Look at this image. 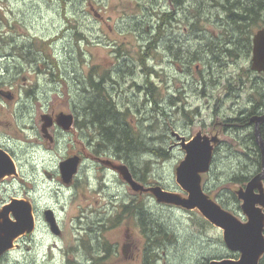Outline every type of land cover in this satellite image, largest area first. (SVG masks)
Here are the masks:
<instances>
[{
    "label": "rangeland",
    "instance_id": "obj_1",
    "mask_svg": "<svg viewBox=\"0 0 264 264\" xmlns=\"http://www.w3.org/2000/svg\"><path fill=\"white\" fill-rule=\"evenodd\" d=\"M140 4L146 7L144 12H140ZM149 4L151 0H0V91H11L17 96L11 104H3L0 99V144L14 151L17 166V174L0 180V212L14 199L26 200L33 206L37 220L35 231L19 236L0 264H146L144 256H150L147 264H206L215 259L240 258L239 253L227 248L223 230L204 219L197 209L160 202L152 189L159 186L183 198L188 195L176 178L186 153L174 133L188 140L197 134L216 138L211 171L201 176L202 189L212 201L246 223L248 218L237 194L248 182L237 184L233 177L242 172L252 178L259 172L255 173L252 165L256 153L248 134L253 129L233 130L232 133L239 131L240 137L237 133L231 136L225 134L223 122L238 118L240 112L247 110L248 98L259 100L255 95L257 85L256 90L246 89L241 94L240 104L227 102L219 113L212 108L223 98V86L214 97H206L200 85L192 88L189 101L185 95L176 94L175 87L183 90L186 81L180 75L182 69L164 64L160 52L157 70L153 72L156 75H152L148 70L152 72L155 61L149 57L147 66L148 59L143 56L147 50L141 42L152 40L148 27H152V19L156 24ZM205 5L202 13L212 12L209 0ZM137 27L144 30L143 38L134 29ZM41 36L45 44L36 41ZM50 40L54 43L52 49ZM16 44L41 47L43 54H53L59 64L55 66L46 58H41L39 64L29 62L16 53L21 51ZM119 50L135 55L137 62L128 58L123 66L125 60L118 59ZM224 55L222 52L220 61ZM243 65L247 67L246 63H239V67ZM230 66L225 69L227 74L233 73V61ZM114 69V77L120 82L116 87L122 89L116 96L124 112L121 120L134 129L133 135L139 136L148 148L165 149L168 157L139 148L129 162L123 153L117 156L114 148L100 142L96 127H80L76 122L70 131L57 133L59 143L50 144L44 138L41 116L46 111L53 117L78 113L76 120L85 122L84 108L100 96L90 82L91 75H95V80L105 79ZM134 79L141 86L139 89ZM148 83L158 88L153 96L145 91ZM262 89L263 85L259 87ZM34 93L23 109L26 94ZM108 93L114 94L113 88L101 94L107 102ZM154 98L157 106L152 103ZM92 146L95 152L97 148L100 151L91 152ZM77 151L86 157L73 183L65 185L60 163L70 152ZM144 173L146 182L139 180ZM128 176L144 189L134 190ZM133 201L144 205L146 217L118 211L120 205ZM47 209L55 213L62 230L60 236L50 231L44 219ZM154 221L164 225L174 239L164 241ZM148 236L153 237L150 245ZM124 245H128L126 250ZM101 252L108 258L97 262L95 259L104 257Z\"/></svg>",
    "mask_w": 264,
    "mask_h": 264
},
{
    "label": "flooded vegetation",
    "instance_id": "obj_2",
    "mask_svg": "<svg viewBox=\"0 0 264 264\" xmlns=\"http://www.w3.org/2000/svg\"><path fill=\"white\" fill-rule=\"evenodd\" d=\"M228 1L231 2L233 5L232 13L223 11L222 9L223 0H211V1L209 0L210 2L209 7L212 9L211 10L212 12L203 14L201 11L207 8L205 5L206 0H197V1L151 0V4L149 5H151L152 17H155L154 19H156L155 20L156 24L155 25L153 24V19H152V27H148V29L149 28L151 29L150 33L153 34L152 40L148 39L147 43L145 40L141 42L142 47L146 45L147 51L143 56H146V59H148V61H146L147 66L149 62V57H151L155 61V65L151 66L152 72L148 70L150 73H152V75H156L153 72L157 70L159 63L158 62L159 58H157V56H159L158 54L160 52H162L163 54V61H166L164 64L177 66L182 69L180 75L184 79H186V81L184 80L183 82V90H181L180 87L177 88L175 87L174 91H176V94L185 95L187 99L186 101H189V99L191 98L192 88L193 87L196 88L198 85H200V88L204 90V94L207 95L206 97L208 96L214 97V94L217 93V90L220 89L221 86L225 87L224 90L225 92H223L224 93L223 98H221L220 100L218 99L220 103L218 104V101L217 103L213 102L214 104L212 109L214 110L215 113L217 110L218 113L221 112L222 107L225 106L227 102H229L231 105L236 103L240 104L239 99L241 98V94H243L246 91V89L248 91L250 89L256 90L255 85H257V91L260 94L262 92L264 94V74L256 72L252 69V58H253V51L255 46L254 43L255 36L258 34L259 31L264 30V11L261 12V10H264V2L263 0H228ZM255 2L259 3V7H257L256 9H254ZM62 3H64V1ZM140 5L143 6L140 12H144L146 7H144L143 4ZM193 6H194L193 10H199V11L198 12L193 11L192 10ZM243 7H247V8L249 7L250 9L253 10H251L250 12H245ZM62 9H64L63 6ZM101 18L102 17L100 16L98 17V19L100 20ZM196 19H200L198 23L195 22ZM134 29H136L138 33L142 34V38H143L145 34L144 30L138 27ZM63 36L64 35L62 34V36H59V38H62ZM36 41L39 44L46 43V41H44L42 36L36 39ZM16 45L19 46L18 44ZM53 45H54L53 41L50 40L49 47L51 49ZM18 48L21 51L17 50L16 53L20 55L21 58L23 59L27 57L26 59L29 62L33 61L39 64L41 58L42 59L46 58L47 61H50L51 63L55 64V66L59 64L57 62V59L56 60L53 59L54 58L53 54L51 55L43 54L41 47L37 48L35 45L26 46V44H24L22 46H19ZM231 51L237 53L236 57L230 59L229 57H226L224 55L225 58L222 61H220V55L222 52H224V54H227L228 52ZM124 54H126V52L119 50L118 56L120 58L118 59L119 60L124 59L126 61L129 58L131 62L134 63L137 62V60H134L136 59L135 55L130 56V54L128 53L126 55ZM125 61L123 62V66L128 63V61L126 62ZM231 61H233L235 67L232 71L233 72L232 74H227L225 72V69L231 67L230 66ZM240 62L244 64L246 63L247 67L245 68V66L243 65L240 66L241 67L240 68L239 67ZM201 66H203L202 70L200 69ZM136 67L137 66L135 64V68ZM128 68H130V66ZM120 69L122 70L123 68L120 67ZM115 70L116 69L110 71L108 76L103 80V83H101V87H103L104 91L107 92H109V87L113 88L114 94L108 93L110 97L107 98V100L109 106L110 107L113 106L114 109H116L115 112H117L121 118L123 117L124 112L121 111V109L119 108L116 101V96L119 94V92L122 89L119 90L118 87H116L120 85V82L114 77ZM134 75H135L134 78H136L137 75L136 74ZM134 83L136 84L135 86L138 89L141 87L140 85L137 84L138 81L135 80ZM261 85H263V89L260 91L259 87ZM157 89L158 88H155L153 83L152 84L148 83V87L145 89V91L147 92V95L152 94L153 96L157 91ZM2 91L6 94L3 95ZM0 94L2 95V97L0 96V99H2L3 104L5 103V101L11 104L12 102L11 100L17 99V96H15L11 91L5 92L4 90H1ZM7 96H9L10 98H8ZM34 97H35V93L32 95L26 94V98L23 100V104L25 105L23 109L27 108L28 105L27 102L29 100H32ZM254 101L255 98H248L247 103H250V107L247 108V110H244V112H240L238 114V118L240 116H242L243 118H246L248 116L250 117L248 121V125L253 129V131L255 128V124L251 121V118L254 117L255 115L261 116L264 114V100H262L263 104L261 103L262 101L259 102L255 101L256 103H259V108L256 114L253 115L250 114L251 112L250 108L254 104ZM152 103H154V105L157 106V100H155V98L153 99ZM207 103H208L207 104L208 107L211 103V100L207 101ZM260 103L262 105H260ZM3 104L0 102L1 106ZM3 107H5V105ZM230 109H233V107ZM85 110L86 108H84V114H85ZM77 114L76 113L75 115L72 114L74 117V125L76 122V125L80 126L79 120H76V118H78ZM45 115H49L51 118H53L54 124L48 129L46 134L43 133V125H42L43 136L44 138L47 139V141L50 144L59 143L58 135L60 133H63L64 130L56 124L58 116L57 117L51 116L48 110L41 116L42 120H43V116ZM234 119L236 118H231L223 122L225 126L224 128L225 134L226 133L231 134L233 130L241 129V126L237 124V121L236 122L231 121ZM90 122L91 120L87 118L88 127L92 126L90 125ZM10 127H11V123H10ZM19 129L23 131V129L21 128ZM20 130H14V131L19 133ZM49 130H52V132H50ZM58 132L59 134H57ZM8 135L11 136V132ZM89 144L92 145L91 142H89ZM7 147L8 146L0 144V149L7 152L10 155L11 159L16 164L15 161L16 154L11 148H7ZM88 149H90V147ZM94 150L95 149L92 146L91 152L93 151L94 153H96ZM71 152L69 155L80 157L81 162H83V160L85 159L84 157H86L85 153L83 154L84 157L82 158V156L78 154L79 153L78 151L73 153ZM69 155L68 158L71 157ZM260 164L261 167L259 172L262 169L261 159H260ZM258 173H256V175ZM252 178L250 176L249 181ZM125 205H128V203L120 205L119 209L121 210L118 209V211H123L122 207ZM47 210L44 211L43 215L51 231L50 224L47 222L45 215V212ZM61 233L62 230L60 227V233L56 236H60ZM127 247L128 245H124V250H126ZM101 253L104 254L102 256H108V254H105L104 252ZM4 255L0 257V262L4 260V258L6 257ZM262 260H264V255L261 257L259 264L262 262Z\"/></svg>",
    "mask_w": 264,
    "mask_h": 264
},
{
    "label": "water",
    "instance_id": "obj_3",
    "mask_svg": "<svg viewBox=\"0 0 264 264\" xmlns=\"http://www.w3.org/2000/svg\"><path fill=\"white\" fill-rule=\"evenodd\" d=\"M255 46L252 58V69L264 74V30L258 32L254 40ZM2 94L5 95L2 91ZM10 98L9 96H7ZM255 124L254 136L260 149L262 169L253 176L246 187L239 191L238 198L242 200L241 209L247 216L246 223L241 222L232 213L212 201L201 186L202 175L211 171L214 158V142L202 134H197L190 140L180 134L173 135L179 141L178 145L185 151L186 157L177 168V182L188 194L186 198L165 191L161 187L152 189L160 202L182 207L186 210L197 209L212 225L222 229L224 242L227 248L240 254L239 260L221 259L211 260L209 264H259L264 255V140L261 135V124L264 123V114L251 118ZM43 133L53 126L54 121L49 115L43 116ZM56 123L64 131H69L74 124L71 114H60ZM81 158L73 156L60 164L62 182L70 185L77 175ZM17 174V167L10 155L0 149V180ZM127 180L134 190H143L144 187L128 176ZM258 191V192H257ZM13 216V219L10 218ZM46 220L51 231L58 235L60 227L53 210L45 212ZM36 227V218L33 206L26 200L14 199L5 205L0 212V257L14 247V239L31 233Z\"/></svg>",
    "mask_w": 264,
    "mask_h": 264
},
{
    "label": "trees",
    "instance_id": "obj_4",
    "mask_svg": "<svg viewBox=\"0 0 264 264\" xmlns=\"http://www.w3.org/2000/svg\"><path fill=\"white\" fill-rule=\"evenodd\" d=\"M194 1H197V0H194ZM263 2H264V0H263ZM254 6H255L254 9H256L257 7H259V3L255 2ZM243 8H244L245 12H250L251 10H253V9H250L249 7L248 8L243 7ZM222 9H223V11H226L228 13H232L233 12V5L228 0H223ZM193 11L198 12L199 10H193ZM203 11L204 10H202L201 12H203ZM254 11H256V10H254ZM263 11L264 10H261V12H263ZM196 20H197L196 23H198L199 22L198 19H196ZM82 37H83L82 35H79V38H82ZM236 55H237V53L234 51H231V52H228L227 54H225V56L229 57L230 59L236 57ZM134 60H136V59H134ZM141 60H142V62H145V58L143 56H142ZM91 79H90V82L93 84L95 89L98 90V92L100 93L99 94L100 96H97L93 100V102H90L88 104V106L85 110V114H86V117H88L91 120L90 125L96 127L97 131L100 133V142L102 144L104 143V144L110 145L112 148H114L117 156H120L121 153H123L129 162H130V159L132 158V156L137 155L136 151H138L139 148H144L143 150L145 152L152 151V152L156 153L157 155L163 156L164 158L168 157V154H167L168 152L165 149L159 150V149H152L150 147L148 148L147 144L139 136L138 137L134 136L133 135L134 129L131 128V126L127 122H123L121 120L119 114L117 112H115L116 109H114L113 106L112 107L109 106L108 102L101 95L102 92H104L103 87H101V83L103 82L104 78H102L101 80H97V79L95 80V75L94 76L91 75ZM255 95L259 96V100H257L258 98L255 99L256 102L264 100L263 92L260 94L256 90ZM255 101H254V104L252 105V107L250 108V111H251L250 114L251 115L256 114V112L259 108V103H256ZM261 103L263 104V101ZM261 103H260V105H262ZM249 118H250L249 116L246 118H243L242 116H240L239 118H236V119L231 120V121H235V122L237 121V124L239 126H241V129H238L239 131L240 130H248L249 128H251L248 125ZM87 125H88L87 124V118H86L85 122L80 123V126H82V127H85ZM239 131H237V132H239ZM237 132H234V133H237ZM237 135H238V133H237ZM261 135H262V138L264 140V123L261 125ZM248 136L250 138L249 140L252 141V144H253L252 146H254V148H255L254 151L256 153V157H255V162L252 165L255 168V172H256V171H259L260 167H261L260 149L256 143L253 130H251V132L248 134ZM241 141H242V139H241ZM103 147L106 148V146H103ZM99 151H100V148H97L96 152H99ZM144 171H147V170H144ZM249 179H250V175L243 174L242 172H239L238 174L235 175V177H233V181L235 183L241 184V185L246 184L249 181ZM139 180L142 182H146L147 181V174L144 173L142 176H139ZM140 206H142V203H137V202L133 201L132 204H128V205L123 206L122 210L124 213H134L135 216H140L141 214L147 215V213H146L147 211L145 210L144 205L142 206L143 210L140 208ZM144 215H143V219L145 221L146 215H145V217H144ZM154 224L158 225L159 234L163 237L164 241H167L169 238L171 240L174 239V235L167 232L164 228V225H162L158 222H155V221H154ZM154 232H155L154 235L156 236V230H154ZM155 236H154V238H155ZM148 238H149L148 245H150L153 243V241H152L153 237L151 238V236H148ZM156 242H158V240H156ZM159 243H161V241ZM108 251L109 250H107V252ZM149 257L150 256H144L146 264L148 263ZM151 257H157V256H151ZM106 258H108V256L97 258L95 260L97 262H101ZM208 263H206V264H208ZM260 264H264V260H262V262Z\"/></svg>",
    "mask_w": 264,
    "mask_h": 264
},
{
    "label": "bare ground",
    "instance_id": "obj_5",
    "mask_svg": "<svg viewBox=\"0 0 264 264\" xmlns=\"http://www.w3.org/2000/svg\"><path fill=\"white\" fill-rule=\"evenodd\" d=\"M193 8H194V6L192 7V10H193ZM155 9H156V8H155ZM166 17H167V16H166ZM16 239H17V238H16ZM16 239H14L13 243L19 240V238H18L17 240H16Z\"/></svg>",
    "mask_w": 264,
    "mask_h": 264
}]
</instances>
